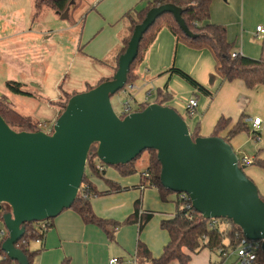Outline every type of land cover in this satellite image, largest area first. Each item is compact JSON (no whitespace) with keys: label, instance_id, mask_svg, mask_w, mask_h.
I'll use <instances>...</instances> for the list:
<instances>
[{"label":"crops","instance_id":"0c3cea01","mask_svg":"<svg viewBox=\"0 0 264 264\" xmlns=\"http://www.w3.org/2000/svg\"><path fill=\"white\" fill-rule=\"evenodd\" d=\"M24 1L30 9L24 11L26 18H23V24L11 16L15 11L18 12L19 0H14L15 4L11 5L12 8L3 9L0 16L3 22L0 26V52L3 51L5 57L8 55L6 59L9 65L6 70L10 73L5 78L6 81H22L28 87L32 86L28 82H34L37 86L33 85V87L41 89L40 80L35 75V48H37L35 40L37 34H40L39 37H44L50 42L49 39L54 37L59 26L55 28L47 25L36 26L35 12L33 14L34 1ZM145 5L146 0H93L91 7L82 15L81 28L75 32L76 41L71 42V47L75 53L93 59L103 66L104 72L101 71L98 75L102 77L101 79L111 78L115 73L118 55L124 46L123 40L130 32L129 20L125 14L134 9H141ZM56 13L62 17L60 13ZM68 17L69 15L66 14L65 18ZM210 22L227 26L228 40L234 43L236 52L253 58L260 57L261 43L256 40L255 31L257 26H264V0H213L210 6ZM74 24L75 22L71 25ZM85 30L90 31L89 38L88 34L84 35ZM84 36L90 40L85 41ZM38 40L50 57L57 51L58 44L47 43L39 38ZM89 43L94 45L88 47ZM172 66L190 75L212 95L204 93L190 83V86H185L180 75L168 72ZM136 71L138 78L131 83L130 97L129 100L126 99L130 109H133L131 101L136 104V108L143 102H150L147 96L155 95L154 101L150 103L156 102L158 88H166L171 95L166 105L175 109L186 108L187 103L184 105L173 99L175 94L180 92L179 88L189 89L184 94V99L187 102L191 97L198 99L197 112L191 117L195 118L194 129L198 125L199 136H211L217 121L222 116L232 120L231 125L219 133L222 137L228 135L241 114L247 115L246 120L251 129L254 118L260 117L262 124L259 134L262 139L256 145L250 146V151H246L244 147L254 138L251 130L231 138L230 143L236 152L239 150L241 153V156L237 153L240 160L245 157L250 160V163H244L245 173L257 184L260 194L264 197V168L252 163L256 155L264 158V85L249 89L241 80H222L215 71V60L210 50L193 49L182 42L177 43L166 27L159 30ZM28 87H26L28 94L17 95L31 98L37 95ZM198 91L205 95H199ZM14 94L16 95L12 92L1 93V97L16 107ZM126 100L123 102L125 103ZM51 109L49 120L56 119L59 107L53 104ZM27 116L33 117L29 114ZM104 171V173L101 171V175L89 172V180L97 191L112 189L108 194L91 198L94 212L104 219L122 222L134 213L136 203L139 202L141 213L152 214L149 220L142 228L138 222L119 226L110 224L108 229L113 233L110 238L105 230L94 224H86L77 212L66 209L53 219L52 226L46 231L44 239L33 244L34 248H43L35 258L34 264H60L65 257H70L73 264H111L110 260L113 258H118V264H137L139 240L148 247L154 257H159L163 253L170 236L167 230L161 227V221L174 215L176 196L170 194L163 198L157 187L144 186L141 182V172L124 175L111 166ZM115 187L119 189L116 190ZM3 229L6 227L3 219L0 218V232ZM2 239L0 233V245ZM185 251L188 252L187 249ZM169 264L181 263L173 260ZM189 264H239V262L233 249L222 255L220 251L205 248L199 253L192 254Z\"/></svg>","mask_w":264,"mask_h":264},{"label":"water","instance_id":"95a60500","mask_svg":"<svg viewBox=\"0 0 264 264\" xmlns=\"http://www.w3.org/2000/svg\"><path fill=\"white\" fill-rule=\"evenodd\" d=\"M182 11L172 3L151 8L136 25L114 75L71 96L51 132L14 129L0 115V203L10 205L3 214L8 237L2 249L11 260L29 264L15 246L25 222L55 218L72 207L94 144L106 165L127 164L145 150H157L165 188L187 194L206 219H231L248 239L262 241L264 251V199L229 141L193 136L169 105L153 102L123 118L113 108L111 97L126 86L143 35L158 16L173 13L184 32L195 36Z\"/></svg>","mask_w":264,"mask_h":264},{"label":"trees","instance_id":"16d2710c","mask_svg":"<svg viewBox=\"0 0 264 264\" xmlns=\"http://www.w3.org/2000/svg\"><path fill=\"white\" fill-rule=\"evenodd\" d=\"M35 6L36 18L43 7L50 8L60 14L67 13L69 10L81 3L83 0H33ZM76 1L78 2L76 4ZM213 0H146V5L141 9H134L128 11L125 17L129 20V35L123 40L124 46L118 55L117 65L115 72L118 69L119 57L123 54L129 41L132 37L133 31L137 24L141 23L147 15V12L153 8L163 4L172 3L183 9L182 18L184 19L189 30L195 34V36H188L181 28L180 24L176 20L175 16L171 12H165L157 17L155 22L144 33L143 38L139 45V52L135 61L131 65L130 73L128 76V82L122 89H126L128 84L133 83L138 78L136 71L137 66L143 61L147 49L154 41L157 33L163 27H166L175 37L177 43L182 42L193 49H208L211 51L215 60V71L222 80L234 81L241 80L249 89L256 88L260 85H264V37L261 40V55L259 58L249 57L234 50V43L228 40L227 27L224 24H216L210 22V6ZM236 52L237 55L233 56ZM168 72L177 73L183 79L192 84L195 88L212 95V93L204 86L195 81L190 75L184 71L172 66ZM110 79V78H108ZM107 79H101L99 83ZM96 84V85H98ZM95 85V86H96ZM95 86H88L86 90ZM6 87L9 91L16 94H28L26 89L27 84L22 81L8 80L6 81ZM121 91V90H120ZM77 92H70L66 94V100L61 101L59 105L58 117L64 111L66 104L71 96ZM157 98L156 102L166 105V102L170 100L171 95L167 92L166 88H158L156 90ZM127 103V100L125 104ZM150 102H143L139 104L138 108L130 109L129 112H123L120 115L122 118L134 111H142ZM0 115L6 120L11 127H23L31 131H38L41 129V122L33 117L23 114L20 110L14 107L7 100L3 99L0 95ZM184 118V117H183ZM247 115L241 114L237 122L231 127L228 135L224 137L230 142L231 138L243 133L250 132L251 128L246 120ZM231 118L224 116L220 117L217 121L212 135H219V133L225 130L231 125ZM198 125L195 127L191 134L195 137L199 136ZM252 131V130H251ZM147 153V167L144 171L139 170L140 157L142 154ZM142 152L135 160L127 164L106 165L115 167L120 170L124 175L141 172V182L144 186H155L161 192L163 198L167 195L174 194L176 210L171 218L161 221V227L169 233L170 240L164 246L163 253L159 257H154L148 247L139 240L137 246L136 260L137 264H169L173 260H178L181 264H189L192 254L199 253L201 250L208 248L212 251H220L222 255L228 253L236 246V233L243 234L242 229L237 226L231 219L219 218V223L216 225L211 224V219H206L199 213L192 205L189 198L184 199L181 197V192H174L168 188H165L161 182V169L162 165L158 158V152L155 149H148ZM96 154V144L92 145L88 161L86 165V171L82 185L78 196L73 203L72 207L77 212L82 220L86 224H94L105 230L109 237L112 238L113 233L108 229L110 224L114 226L131 224L138 222L142 228L144 224L152 216L151 213H141L140 203H136V208L133 214L122 222L107 220L99 217L93 210L91 204V198L98 195L108 194L112 189L99 192L95 186L89 180V169L91 174L101 175V171L97 169L98 163H103ZM253 164L264 168V158H259L256 155L252 162ZM103 173L105 171H102ZM144 173H148L145 176ZM108 183L114 185L111 181ZM116 190L119 187H115ZM87 197H84V195ZM261 195V194H260ZM264 199V197L261 195ZM10 205L7 203L0 204V218L3 219V214L8 211ZM54 218L46 220L49 228L52 226ZM25 232L23 236L16 242L15 246L23 251L29 264H34L35 258L42 251V247L34 248L35 242L42 241L45 237L46 231L42 228L40 221H29L24 223ZM8 237L7 235L2 239L0 245V264H20L18 261L11 260L6 252L2 249V244ZM228 240V243L226 241ZM188 250V252L185 251ZM257 260L255 264H264V251L260 246L257 251ZM60 264H73L70 257H65Z\"/></svg>","mask_w":264,"mask_h":264},{"label":"rangeland","instance_id":"374dc122","mask_svg":"<svg viewBox=\"0 0 264 264\" xmlns=\"http://www.w3.org/2000/svg\"><path fill=\"white\" fill-rule=\"evenodd\" d=\"M29 2V0H26ZM93 0H83L82 3L75 7L73 11H68L67 14L69 15L68 18L60 17L54 10L47 9L46 7H43L41 10V13L36 17V20L34 21V24L36 26H50V27H58V31L54 33V37L48 40H45L44 37H39L40 34H37V39L35 40V43L37 44V48H35V75L37 76V79L40 80L41 89L34 88L32 86L27 85V87L37 95H34L31 97H26L23 95H13L14 102L16 103V107L18 110H20L22 113L26 115H31L35 119L39 120L41 122V129L46 132H51L53 130L54 123L56 119L58 118V115L56 116V119L49 120V117L52 114L53 104L57 107H59V103L61 101L66 100V94L70 92H83L86 91V88L89 85L98 84L102 77L98 76L101 71L104 72L103 66L99 64L97 61L90 59L88 57H84L80 54L75 53V50L73 47H71V42L76 41L77 34L75 32H78L81 28V17L82 15L91 7ZM18 12L15 11L13 13L12 18L16 21H19V23L23 24L24 19L26 18V13L24 11H28L30 7L24 0H19ZM78 2L76 1V4ZM15 4L14 0H0V16L3 13V9L12 8L11 5ZM26 6V7H25ZM25 7V8H24ZM35 12V8L33 11V14ZM99 13V11L97 10ZM95 15H98L97 13H94ZM100 14V13H99ZM55 15L57 18H55ZM24 18V19H23ZM74 26L71 24L74 23ZM3 25L2 20H0V26ZM44 25V26H43ZM61 27V28H60ZM227 27V26H226ZM87 28V25L85 29ZM67 30V31H66ZM72 30V31H71ZM87 30V29H86ZM85 34H88V38L90 35V31H86ZM85 37V41H88L90 39ZM39 39L42 41H45L47 43L52 44H58V49L55 51V53L50 57L47 53V50H43V44L39 42ZM256 38V37H255ZM263 38H256L258 42L261 43V40ZM93 41V40H92ZM105 41V40H100ZM67 42V43H66ZM92 43V42H91ZM88 44L89 46H93L94 44ZM68 44V45H66ZM87 51V49H86ZM7 55V54H6ZM8 57V55L6 56ZM6 57L3 54V51L0 52V93H8L11 94L10 91L5 86L6 76L10 75V73L7 72V66L9 65V61L6 59ZM50 64V65H49ZM183 82H185V86H190L189 82L183 79ZM180 92H177L174 96V101H177L178 103L186 104L187 100L184 99V94L189 89H182L179 88ZM129 91H131V88L127 86L126 89L119 91L118 93L114 94L111 97V102L113 105V108L115 112L118 115H122L125 108V103L123 102L128 98L129 100ZM199 95L204 96L205 94L201 91H198ZM147 99L152 102L155 99V95L147 96ZM131 106L133 109L136 108V104L131 101ZM60 108V107H59ZM178 112L184 117L186 120L190 130L194 129V117H191L188 113L186 108H176ZM14 129L22 130L27 129L23 127H14ZM247 136V134H245ZM252 136H254L252 134ZM255 139V137L250 141L248 145L244 147L246 151H250V146L256 145L258 143ZM238 155L241 156V153L239 150H237ZM96 160H99V158H95ZM109 168V166H106V168ZM139 170L144 171L147 167V153L144 152L142 156L140 157V164L138 165ZM246 169V168H245ZM89 169H87V173H89ZM247 174V173H246ZM257 185V184H256ZM10 208L8 209V211ZM233 255V253H232ZM240 264V263H239Z\"/></svg>","mask_w":264,"mask_h":264},{"label":"built area","instance_id":"2783aa9c","mask_svg":"<svg viewBox=\"0 0 264 264\" xmlns=\"http://www.w3.org/2000/svg\"><path fill=\"white\" fill-rule=\"evenodd\" d=\"M255 37L260 39L264 37V26L259 25L256 28L255 31ZM237 53L234 52L233 56H236ZM127 86L132 87L131 84H128ZM127 88V87H126ZM197 108H198V99L196 97H191L186 105V110L187 113L190 116H194L195 113L197 112ZM130 111V107L128 106V103L125 104V112H129ZM261 124H262V119L260 117H255L253 120V128L251 129L254 133V137L257 141H261V135L259 134V130L261 128ZM241 164H246V163H250V160L245 157L243 158V160H240ZM106 168L105 163H98L97 164V169L99 171H104ZM145 176H148V173H144ZM84 197H87V195L85 194ZM181 197H183L184 199L189 198V196L185 193L181 194ZM190 199V198H189ZM1 204V203H0ZM211 224L212 225H216L219 223V218H212L211 219ZM41 222V226L43 229L47 230L49 228L46 220L40 221ZM116 229V227H115ZM1 236L2 238H4L7 235V229H3L1 230ZM237 235V240H236V246L233 249V252L236 253L237 257H238V262L240 264H255L256 260H257V251L259 249V247L262 244V241H253L248 239L244 234L240 235L239 233H236ZM39 242V240H38ZM41 242V241H40ZM227 254V253H225ZM118 258H113L110 260L111 264H118Z\"/></svg>","mask_w":264,"mask_h":264}]
</instances>
